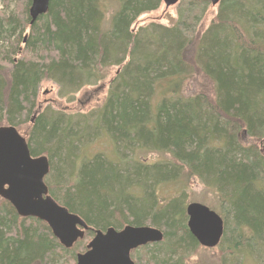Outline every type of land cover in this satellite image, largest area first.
<instances>
[{"label": "trees", "instance_id": "obj_1", "mask_svg": "<svg viewBox=\"0 0 264 264\" xmlns=\"http://www.w3.org/2000/svg\"><path fill=\"white\" fill-rule=\"evenodd\" d=\"M3 1L8 7L13 0ZM14 1V12L0 13V127L19 131L35 114L27 137L19 132L32 156L49 158L51 196L90 228L67 249L47 223L21 217L0 197V264H52L60 257L76 264L96 229L126 225L164 233L162 242L132 252L136 264H191L200 244L187 226V194L164 199L158 191L193 179L213 193L204 203L225 221L221 264L248 257L263 263L264 0H221L203 31L188 28L206 14L210 2L203 0L181 2L173 26L138 28L162 0H50L33 24L32 0ZM113 67L120 70L93 118L37 110L45 81L72 100ZM194 76L204 84L185 93ZM242 131L252 144L241 143ZM99 132L111 136L122 160L96 153L76 171L80 147ZM142 152L170 158L148 162Z\"/></svg>", "mask_w": 264, "mask_h": 264}, {"label": "water", "instance_id": "obj_2", "mask_svg": "<svg viewBox=\"0 0 264 264\" xmlns=\"http://www.w3.org/2000/svg\"><path fill=\"white\" fill-rule=\"evenodd\" d=\"M179 1L162 0L167 8ZM203 1H209L213 6L221 2ZM49 6L50 0H32L30 24L47 14ZM50 169L49 158L46 155L32 156L26 139L15 126L0 127V197L9 201L21 217H34L47 223L59 242L71 249L84 238L85 231L90 227L81 216L51 196L45 181ZM186 212L188 229L198 243L205 248L217 247L225 232L223 217L201 202L189 203ZM163 239V231L152 226L96 229L86 252L77 255L76 264H136L132 251L160 243Z\"/></svg>", "mask_w": 264, "mask_h": 264}, {"label": "rangeland", "instance_id": "obj_3", "mask_svg": "<svg viewBox=\"0 0 264 264\" xmlns=\"http://www.w3.org/2000/svg\"><path fill=\"white\" fill-rule=\"evenodd\" d=\"M184 0H180V2L172 7L167 8L163 3L159 10L145 14L138 19L136 22L135 28H138L142 25L150 24L151 22L160 23L167 26H173L176 24L179 17L180 3ZM17 8V3L13 0L8 7L4 4L3 0H0V13L9 16L12 12H14ZM217 14V6H213L211 3L208 6V10L202 20L200 21L199 26H195L190 24L189 31H203L205 30L213 18ZM198 17H200V12H198ZM197 27V28H196ZM191 28V30H190ZM196 28V29H194ZM29 34V30L26 31L24 36ZM2 45V44H1ZM3 46V45H2ZM120 70V67H113L108 71V75L104 80L98 82L95 85H91L85 87L80 92L75 94L72 100H67L65 98H61L58 94V87L55 83L51 81H45L40 88L39 98H38V107L40 105L39 113L42 112L46 108H50L54 111L63 112L66 115L72 117L85 116L92 117L95 115L96 111L101 109L109 96V91L111 87V81L115 78L117 72ZM201 84H204V80L200 79L197 76H194V79L190 80L187 86L183 87V90L186 92H192L194 88H198ZM41 109V110H40ZM35 114L33 113L30 117V120L25 123L22 129L19 131L27 137V133L32 126V121ZM240 141L243 144H252L254 140L244 131L240 133ZM258 145L264 151V141H259ZM96 153H104L105 156L114 163H120L122 158L120 157V152L117 151V145L114 143L113 139L107 132H99L97 137H93L91 141L85 143L80 147L78 152V157L75 160L76 171L78 166H80L81 161L85 159H90ZM142 154V159L148 162H156L159 160H168L170 158L167 153H157L152 152L149 154ZM75 171V172H76ZM137 189V188H135ZM136 192L138 195L141 194L139 190ZM180 192H185L187 195L185 200L187 202H205V199H212L213 193L206 191L204 187L199 184L198 180L193 179L190 185L187 183L171 182L163 184L159 187V196L164 199H170L174 195L179 194ZM206 204V203H204ZM216 208V206H215ZM221 256L222 250L219 245L215 248H205L200 245V247L193 252L190 256L191 264H221ZM65 258L60 257L57 261L52 264H64ZM242 264H264L261 262H257L252 257L243 258Z\"/></svg>", "mask_w": 264, "mask_h": 264}]
</instances>
